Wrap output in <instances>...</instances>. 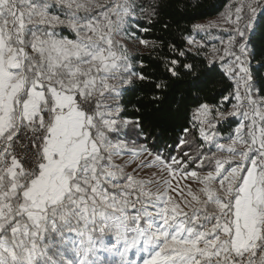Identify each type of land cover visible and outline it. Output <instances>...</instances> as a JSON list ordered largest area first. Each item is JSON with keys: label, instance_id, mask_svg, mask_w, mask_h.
Instances as JSON below:
<instances>
[{"label": "snow or ice", "instance_id": "1", "mask_svg": "<svg viewBox=\"0 0 264 264\" xmlns=\"http://www.w3.org/2000/svg\"><path fill=\"white\" fill-rule=\"evenodd\" d=\"M161 7L0 0V264H264V0L194 25L227 38L189 36L198 62L153 78L138 32Z\"/></svg>", "mask_w": 264, "mask_h": 264}, {"label": "trees", "instance_id": "2", "mask_svg": "<svg viewBox=\"0 0 264 264\" xmlns=\"http://www.w3.org/2000/svg\"><path fill=\"white\" fill-rule=\"evenodd\" d=\"M233 2L234 0H161L162 7L157 18L159 22L152 25L144 24L148 31L138 32L140 38L149 42V48L136 54L138 61H142L145 65L143 71L152 73L153 78H155L157 75L164 74L163 65L172 58L182 62H198L199 58L194 61L192 53L188 52L189 46L186 43V39L189 36L195 39H205L201 33L193 31L194 25L209 19H218ZM255 43L257 48L264 46V29L258 30ZM172 45L175 47L173 48ZM179 51H185L186 55L183 57L179 56ZM253 67H256V65ZM197 70L200 73L206 71L203 66H198ZM149 91L150 88L143 85L129 90L126 96V103L130 109L129 115H131V106H144L150 103L148 99ZM222 91V86L218 84L210 88L206 93L207 102L217 103L218 100H214L213 97L218 96ZM173 99V95H166L161 106L167 107ZM194 111L195 105H192L188 108L187 116L182 117V123L186 121L188 127H191V124L194 123L192 120ZM234 127L235 121L231 124L224 123L221 125V132L227 136ZM171 138L170 133H165L163 137L165 142H168ZM130 258L134 259V257Z\"/></svg>", "mask_w": 264, "mask_h": 264}, {"label": "rangeland", "instance_id": "3", "mask_svg": "<svg viewBox=\"0 0 264 264\" xmlns=\"http://www.w3.org/2000/svg\"><path fill=\"white\" fill-rule=\"evenodd\" d=\"M219 19V18H218ZM218 19H209L205 22H202L200 24H208L210 21H217ZM226 27V25L221 24V28ZM201 33V35H203V37H205L204 40L201 39H196L202 43H205L208 46H211L212 44H216L217 46H220V40L221 39H225L227 38L228 33L225 31H221L219 29H213L209 34H205L204 32H199ZM200 38V37H198ZM140 48L139 52L144 51L145 49L143 48V46H138Z\"/></svg>", "mask_w": 264, "mask_h": 264}]
</instances>
